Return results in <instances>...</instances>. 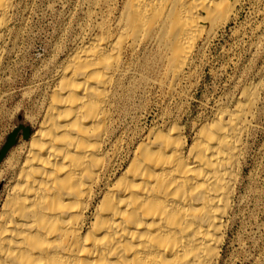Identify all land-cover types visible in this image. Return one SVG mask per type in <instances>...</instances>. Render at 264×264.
<instances>
[{"label":"bare ground","instance_id":"6f19581e","mask_svg":"<svg viewBox=\"0 0 264 264\" xmlns=\"http://www.w3.org/2000/svg\"><path fill=\"white\" fill-rule=\"evenodd\" d=\"M241 2L105 0L6 160L0 264H218L258 85L192 138L174 125L130 138L118 122L137 82L177 94ZM15 7L0 0V82Z\"/></svg>","mask_w":264,"mask_h":264},{"label":"rangeland","instance_id":"374dc122","mask_svg":"<svg viewBox=\"0 0 264 264\" xmlns=\"http://www.w3.org/2000/svg\"><path fill=\"white\" fill-rule=\"evenodd\" d=\"M104 4L105 0H16L0 82V152L9 135H16L0 157V206L11 181L7 158L35 131L29 118L39 114L55 70L76 41L87 37L94 14ZM150 77L157 78L155 69ZM146 83H136L118 122L130 138L169 125L192 138L195 125L212 119L218 108L230 110L245 87L258 85L218 264H264V0H242L232 19L198 54L177 94L169 96L165 87Z\"/></svg>","mask_w":264,"mask_h":264},{"label":"water","instance_id":"95a60500","mask_svg":"<svg viewBox=\"0 0 264 264\" xmlns=\"http://www.w3.org/2000/svg\"><path fill=\"white\" fill-rule=\"evenodd\" d=\"M15 135H16V131L12 132L9 135L5 145L3 146V148L0 152V157H2L4 155V153L8 150V148H10L13 145L14 140H15ZM27 137H28V131H27V129H23V138H27Z\"/></svg>","mask_w":264,"mask_h":264}]
</instances>
